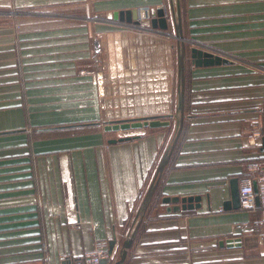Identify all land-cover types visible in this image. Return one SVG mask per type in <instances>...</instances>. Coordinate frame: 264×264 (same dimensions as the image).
Wrapping results in <instances>:
<instances>
[{
	"label": "crops",
	"instance_id": "0c3cea01",
	"mask_svg": "<svg viewBox=\"0 0 264 264\" xmlns=\"http://www.w3.org/2000/svg\"><path fill=\"white\" fill-rule=\"evenodd\" d=\"M161 6L170 14L169 0H0V264H70L100 241H113L104 264L118 258L175 120L103 122L174 114L177 51L171 16L161 30L113 15ZM6 8L29 12L5 19ZM41 8L67 12H30ZM180 11L187 47L232 61L187 59L160 202L197 201L159 202L123 264H264V0H181ZM248 181L261 193L253 210L236 199ZM234 237L240 246L219 245Z\"/></svg>",
	"mask_w": 264,
	"mask_h": 264
},
{
	"label": "water",
	"instance_id": "95a60500",
	"mask_svg": "<svg viewBox=\"0 0 264 264\" xmlns=\"http://www.w3.org/2000/svg\"><path fill=\"white\" fill-rule=\"evenodd\" d=\"M169 10L170 16L174 26V37L176 39V51H177V103L174 114H167L163 116H146L139 118H126V119H115V120H106L103 122V129L106 131H119V130H130V129H140L144 127H164L169 126L170 120L164 118L174 117L175 125L173 135L168 143L163 155L161 156L156 169L154 171L153 178L150 182L149 187L147 188L144 197L139 206L138 212L135 217V224L127 238H125L120 246L118 258L114 261L113 264H123L125 258L127 256L128 249L132 246L134 238L137 234L140 223L144 217L147 206L150 202V199L154 193V190L162 176V173L169 161V158L175 148V145L178 141V138L181 134L184 122V94H185V70L187 59L191 65L195 67L200 66H212V65H220L230 63L232 60L225 55H221L215 53L213 51L207 50L201 46L193 45L187 47V41L184 39L182 34V23H181V11H180V0H169ZM166 8L161 7H153L150 8L149 14L142 20V23L148 27L159 28L161 30H166L168 27V19L165 15ZM138 10L131 9L125 11H118L114 13L113 17L120 21L129 22L132 25L138 24ZM130 137H121L118 140H128ZM113 142L116 140H112ZM254 192L256 193V203L259 202L257 184L254 182ZM237 203L239 204L238 192H236ZM197 201L196 198L193 197H182V198H163V204L172 203H180L182 208L189 207L192 208L194 206V202ZM177 206H167L166 210H174ZM220 246L226 247H234L241 245V238H226L224 240H219ZM113 247V241L110 242L108 248V254L111 253ZM107 258H103L100 261V264H104Z\"/></svg>",
	"mask_w": 264,
	"mask_h": 264
},
{
	"label": "built area",
	"instance_id": "2783aa9c",
	"mask_svg": "<svg viewBox=\"0 0 264 264\" xmlns=\"http://www.w3.org/2000/svg\"><path fill=\"white\" fill-rule=\"evenodd\" d=\"M138 25L142 26V20L148 16L149 11L143 10L138 11ZM168 12L165 11V15L168 18ZM144 15V17L142 16ZM262 195L264 192H261ZM260 191L258 192V196L261 195ZM238 199L240 207L245 210H253L256 206V193L254 192V187L251 181L245 182L239 186L238 189ZM112 256V251L108 254L107 244L104 242H98L95 247L89 252L86 253L84 256L73 260L70 264H100L101 259L107 258L110 260Z\"/></svg>",
	"mask_w": 264,
	"mask_h": 264
},
{
	"label": "trees",
	"instance_id": "16d2710c",
	"mask_svg": "<svg viewBox=\"0 0 264 264\" xmlns=\"http://www.w3.org/2000/svg\"><path fill=\"white\" fill-rule=\"evenodd\" d=\"M181 1V0H180ZM186 89H187V86L185 85V105H184V114H186V106H187V95H186ZM177 146H175V149L174 151L176 150ZM174 153V152H173ZM168 166V165H167ZM165 172V171H164ZM163 177V176H162ZM162 184H163V178H161V180L159 181L151 199H150V202L147 206V209L145 211V214H144V218H143V223L146 219H148L155 211V209L158 207V204L161 200V196H162V192H161V188H162ZM254 226V225H253ZM142 228V226H141ZM140 230V229H139ZM261 232V229L259 228V226H256L255 227V230H254V233H260Z\"/></svg>",
	"mask_w": 264,
	"mask_h": 264
},
{
	"label": "rangeland",
	"instance_id": "374dc122",
	"mask_svg": "<svg viewBox=\"0 0 264 264\" xmlns=\"http://www.w3.org/2000/svg\"><path fill=\"white\" fill-rule=\"evenodd\" d=\"M5 14L6 15H8L7 17L6 16H4V17H6L5 19H9V18H11L12 20H15V19H17L16 17H18V16H16L17 14H20L21 12H25V13H27V12H29V11H21V10H15V9H8V8H6L5 9ZM30 12H37V13H47V14H49V13H60V12H62V13H66L67 11L66 10H64V11H58L56 8L55 9H52V8H41V9H37V11H35V10H33V11H30ZM168 14V13H167ZM2 15V14H1ZM143 17H144V15H143ZM169 17H170V14H168V18L167 19H169ZM15 25V24H14ZM17 27H18V24H17ZM173 35H175V34H173ZM173 42L174 43H176V39L174 40L173 39ZM176 112V111H175ZM173 130H174V126H173ZM144 197V196H143ZM143 199V198H142ZM142 201V200H141ZM164 206V204L163 203H161L160 202V204H159V206ZM262 235V234H261ZM103 261V260H102ZM101 261V262H102ZM114 263V262H113ZM112 263V264H113Z\"/></svg>",
	"mask_w": 264,
	"mask_h": 264
},
{
	"label": "bare ground",
	"instance_id": "6f19581e",
	"mask_svg": "<svg viewBox=\"0 0 264 264\" xmlns=\"http://www.w3.org/2000/svg\"><path fill=\"white\" fill-rule=\"evenodd\" d=\"M142 16H143V14H142Z\"/></svg>",
	"mask_w": 264,
	"mask_h": 264
}]
</instances>
